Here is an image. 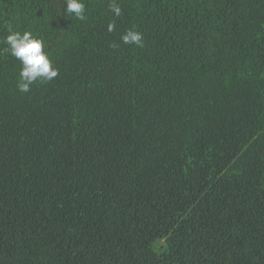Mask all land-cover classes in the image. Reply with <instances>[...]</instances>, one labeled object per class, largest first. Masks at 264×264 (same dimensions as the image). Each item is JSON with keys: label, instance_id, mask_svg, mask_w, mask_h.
Instances as JSON below:
<instances>
[{"label": "trees", "instance_id": "obj_1", "mask_svg": "<svg viewBox=\"0 0 264 264\" xmlns=\"http://www.w3.org/2000/svg\"><path fill=\"white\" fill-rule=\"evenodd\" d=\"M84 3L0 0V264H264V0Z\"/></svg>", "mask_w": 264, "mask_h": 264}, {"label": "clouds", "instance_id": "obj_2", "mask_svg": "<svg viewBox=\"0 0 264 264\" xmlns=\"http://www.w3.org/2000/svg\"><path fill=\"white\" fill-rule=\"evenodd\" d=\"M68 14L73 15L76 19H86V7L84 0H65ZM111 12L119 17L121 15L120 6L113 2L110 5ZM116 30L115 23L107 25L109 33ZM7 35L4 43L7 45L3 51L9 53L21 62V68L17 80V89L21 93H28L31 86L36 81L50 82L59 74V69L54 66L49 54L45 51V42L43 39L33 35L30 31L14 30L11 24L7 26ZM125 45H135L143 47V34L135 27L127 29L120 37ZM118 47L119 45H113Z\"/></svg>", "mask_w": 264, "mask_h": 264}]
</instances>
